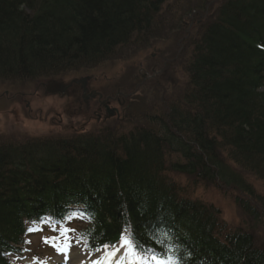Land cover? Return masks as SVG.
<instances>
[{
    "label": "trees",
    "instance_id": "trees-1",
    "mask_svg": "<svg viewBox=\"0 0 264 264\" xmlns=\"http://www.w3.org/2000/svg\"><path fill=\"white\" fill-rule=\"evenodd\" d=\"M166 1L0 0V84L55 91L153 34ZM191 48L186 87L147 126L0 135V264L31 252L34 227L78 216L90 248L127 230L173 264H264V195L229 163L264 183V0H223ZM191 177L240 191L243 225L188 192Z\"/></svg>",
    "mask_w": 264,
    "mask_h": 264
},
{
    "label": "rangeland",
    "instance_id": "rangeland-1",
    "mask_svg": "<svg viewBox=\"0 0 264 264\" xmlns=\"http://www.w3.org/2000/svg\"><path fill=\"white\" fill-rule=\"evenodd\" d=\"M223 0H167L159 14V24L148 38L120 47L113 60L88 73V69L59 76L62 86L75 77L88 76L87 87L98 90L95 102L85 103L83 89L76 85L72 93L49 91L48 79H38L37 83L12 80L0 84V135L27 138L45 135H69L74 131L92 130L99 124L107 129L129 130L136 124L148 125L153 116L166 113L171 98L183 92L187 81V64L192 40L198 35V25L215 17V11ZM111 61V62H110ZM96 90V91H97ZM80 95H82L80 97ZM110 96V103L118 104V117L99 122L94 115L95 104ZM77 100V101H76ZM122 104V105H121ZM175 157H170L174 159ZM254 185L256 191L264 195V183L248 174L243 168L232 164ZM176 178H181L175 176ZM185 180L184 178H182ZM188 192L196 194L205 202L212 203L221 210V218L230 228L243 225L246 216L238 208L235 197L239 193L228 187L219 189L212 184L201 183L195 178L188 179L185 185ZM250 223V222H249ZM260 225V224H258ZM85 226L83 223L82 228ZM252 226L256 227L254 224ZM70 238L68 247L74 261L85 260L88 248L79 239L80 228L76 222L68 225ZM53 228V229H52ZM54 226L39 234H28V252L23 258H14L18 264H34L33 254L47 257L51 255L53 241L47 236L54 234ZM59 230L63 227H56ZM258 243L264 238L262 227H256ZM64 230V229H63ZM78 234V235H77ZM128 233H125V235ZM119 241L116 243V246ZM90 253H97L90 251ZM47 257L42 262L51 261Z\"/></svg>",
    "mask_w": 264,
    "mask_h": 264
},
{
    "label": "snow or ice",
    "instance_id": "snow-or-ice-1",
    "mask_svg": "<svg viewBox=\"0 0 264 264\" xmlns=\"http://www.w3.org/2000/svg\"><path fill=\"white\" fill-rule=\"evenodd\" d=\"M119 243H120V247H126L129 255H135V248L138 247V244L135 243V239L133 235H125L124 233H122L120 236ZM105 247L108 246L106 245ZM120 247H114L112 255H115V253L120 250ZM152 258L154 260H157V264H164V262L158 260L157 257L153 256Z\"/></svg>",
    "mask_w": 264,
    "mask_h": 264
},
{
    "label": "flooded vegetation",
    "instance_id": "flooded-vegetation-1",
    "mask_svg": "<svg viewBox=\"0 0 264 264\" xmlns=\"http://www.w3.org/2000/svg\"><path fill=\"white\" fill-rule=\"evenodd\" d=\"M91 99V98H90ZM90 99H88L87 100V102L90 100ZM108 103V101H101V107H99V110H101V111H103V106H106V104ZM105 114V115H104ZM97 115H98V119L99 120H103V121H105L104 119H106L107 117H106V113H97Z\"/></svg>",
    "mask_w": 264,
    "mask_h": 264
},
{
    "label": "water",
    "instance_id": "water-1",
    "mask_svg": "<svg viewBox=\"0 0 264 264\" xmlns=\"http://www.w3.org/2000/svg\"><path fill=\"white\" fill-rule=\"evenodd\" d=\"M75 81H76V79H73V80H72V82H75ZM85 81H86L85 78L81 79V82H85ZM69 86H70V84L63 85V86L61 87V91H65ZM107 109H109V108H107ZM108 111H111V110H108Z\"/></svg>",
    "mask_w": 264,
    "mask_h": 264
},
{
    "label": "bare ground",
    "instance_id": "bare-ground-1",
    "mask_svg": "<svg viewBox=\"0 0 264 264\" xmlns=\"http://www.w3.org/2000/svg\"><path fill=\"white\" fill-rule=\"evenodd\" d=\"M122 251H126V247H121L120 248ZM103 258V256H101Z\"/></svg>",
    "mask_w": 264,
    "mask_h": 264
}]
</instances>
